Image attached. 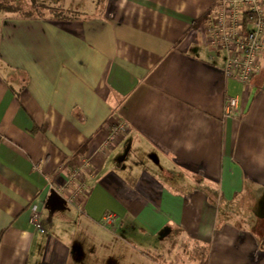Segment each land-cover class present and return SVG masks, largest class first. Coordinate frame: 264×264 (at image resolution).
Masks as SVG:
<instances>
[{
  "label": "crops",
  "instance_id": "crops-1",
  "mask_svg": "<svg viewBox=\"0 0 264 264\" xmlns=\"http://www.w3.org/2000/svg\"><path fill=\"white\" fill-rule=\"evenodd\" d=\"M216 1L0 13V264H159L142 252L176 255L175 232L208 264H264V57L225 76L202 41ZM85 159L79 206L60 189Z\"/></svg>",
  "mask_w": 264,
  "mask_h": 264
},
{
  "label": "built area",
  "instance_id": "built-area-1",
  "mask_svg": "<svg viewBox=\"0 0 264 264\" xmlns=\"http://www.w3.org/2000/svg\"><path fill=\"white\" fill-rule=\"evenodd\" d=\"M202 41L212 51L225 57L224 74L227 78L248 84L259 71L260 60L264 57V0H217L207 14L202 29ZM238 108L237 98H228L226 114ZM127 131L119 122L112 127L104 150L110 149ZM85 159L80 167L68 172V181L60 192L66 195L68 203L81 206L87 187L84 172L90 169ZM41 215L36 205L31 208L30 223L41 229ZM112 214L104 217V225L115 222Z\"/></svg>",
  "mask_w": 264,
  "mask_h": 264
},
{
  "label": "rangeland",
  "instance_id": "rangeland-1",
  "mask_svg": "<svg viewBox=\"0 0 264 264\" xmlns=\"http://www.w3.org/2000/svg\"><path fill=\"white\" fill-rule=\"evenodd\" d=\"M11 1H17L20 2L24 8V10H31L28 5H29V0H11ZM55 1V2H54ZM38 5H44L47 7H52L56 8L63 5L65 8H70V9H83L87 10L89 9V6L91 5L92 0H37ZM56 3V4H54ZM59 5V6H58ZM43 6V7H44ZM38 13H45L46 15H50L51 13L48 11H45L43 9L36 10ZM252 218V217H251ZM253 220V219H252ZM258 222L256 223L255 227L261 231L264 228V219L257 220ZM171 241H174V244L172 245L173 247L175 246L178 247V252L176 255L168 254L165 255L164 257L161 256L159 259V264H196L194 260H192L191 255L193 253V248L194 244H191L187 241L181 240L179 238H182L180 232H175V234H171ZM183 239V238H182ZM156 256V255H154Z\"/></svg>",
  "mask_w": 264,
  "mask_h": 264
},
{
  "label": "trees",
  "instance_id": "trees-1",
  "mask_svg": "<svg viewBox=\"0 0 264 264\" xmlns=\"http://www.w3.org/2000/svg\"><path fill=\"white\" fill-rule=\"evenodd\" d=\"M37 0H29V5L28 7L31 9L29 10H24L26 9L23 7V5L20 2L17 1H11V0H0V13H4L5 15H16V16H21V17H34V16H45V13L37 12L36 10L43 9L45 11L50 12L51 16L53 18H60L64 17V14L66 13L64 10L61 8H54L38 5ZM44 6V7H43ZM145 256H147L151 260H158L159 256H154L151 254V252L146 251L142 252ZM208 249L206 247L200 246L198 244H194L193 248V253L191 255L192 260L196 262V264H208Z\"/></svg>",
  "mask_w": 264,
  "mask_h": 264
}]
</instances>
